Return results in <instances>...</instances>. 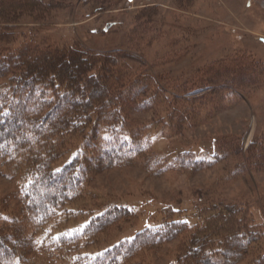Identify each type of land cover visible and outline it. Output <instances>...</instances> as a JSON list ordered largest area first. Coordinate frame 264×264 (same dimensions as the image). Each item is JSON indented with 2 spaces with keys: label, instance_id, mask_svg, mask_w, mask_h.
Wrapping results in <instances>:
<instances>
[{
  "label": "trees",
  "instance_id": "trees-1",
  "mask_svg": "<svg viewBox=\"0 0 264 264\" xmlns=\"http://www.w3.org/2000/svg\"><path fill=\"white\" fill-rule=\"evenodd\" d=\"M62 7L64 1L0 0V160L5 167L12 165L11 175L22 179L19 212L0 210V264H30L35 253L54 250L72 255L69 264H125L146 248L176 239L190 226L167 209L160 224L146 225L132 238L98 253L88 252L87 246L99 237L138 217L132 207L111 205L85 226L57 236L47 232L37 241L30 233L56 219L81 196L87 182L108 167L135 164L147 154V169L156 175L188 168L199 171L220 162L229 144L216 146L208 158L196 157L193 149L179 150L171 159L158 156L151 138L144 135L145 127L135 124L133 115L155 114L163 106L166 128L182 133L187 122L198 117L194 103L208 92H244L264 69L243 56L222 59L200 71L199 77L204 74L206 79L188 91L185 83L172 81L164 71L154 74L152 67L135 58L129 39L128 48L99 52L81 42L44 46L21 31L22 19L41 22ZM197 89L205 93L188 95ZM247 153L250 169L264 165V134L252 141ZM67 156L70 161L56 170L58 161ZM226 212L222 223L232 226L224 231L227 237L210 242L200 240L202 231L200 236L191 233L175 264H220L216 256L233 264L249 252L245 247L258 235L251 228L238 227L239 216Z\"/></svg>",
  "mask_w": 264,
  "mask_h": 264
},
{
  "label": "rangeland",
  "instance_id": "rangeland-1",
  "mask_svg": "<svg viewBox=\"0 0 264 264\" xmlns=\"http://www.w3.org/2000/svg\"><path fill=\"white\" fill-rule=\"evenodd\" d=\"M44 1H64V7L41 22L22 19L21 31L27 38L34 36L39 44L51 47L81 42L99 52L128 48L125 43L129 39L135 58L152 67L154 74L164 71L172 81L185 83L188 91L206 79L204 74L199 77L200 71L222 59L243 56L249 64L264 69V0ZM202 91L197 89L188 95L197 97L205 93ZM194 105L199 110L198 117L187 122L182 133L166 128L162 116L167 109L163 106H157L155 114L150 111L133 115V122L145 127L144 135L151 138L158 156L174 158L179 150L193 149L196 157L208 158L216 146L229 144L231 147L225 149L229 152L225 151L220 162L199 171L188 168L156 175L147 169V154L135 164L108 167L96 173L81 196L61 210L56 219L30 233L33 238L41 241L47 232L57 236L73 227L85 226L92 216L111 205L135 209L138 217L132 222L113 228L87 247L88 252L98 253L123 238H132L146 225L160 224L170 209L175 219L186 221L190 229L160 247L144 249L125 264H175L181 248L190 242L191 233L210 242L226 238L224 231L232 226L222 223V218L223 213L230 211L240 217L241 221L239 217L236 220L241 222L238 227L251 228L258 235L252 245L245 247L249 252L233 264H261L264 165L250 169L246 157L252 141L264 134V71L244 92H208ZM236 149L241 150L240 154ZM68 159L69 156L59 160L55 169L59 170ZM10 173L12 165L5 167L0 160V210L14 215L19 212L22 179ZM53 252H37L29 263L69 264L73 257L58 250ZM216 260L225 264L220 256Z\"/></svg>",
  "mask_w": 264,
  "mask_h": 264
},
{
  "label": "bare ground",
  "instance_id": "bare-ground-1",
  "mask_svg": "<svg viewBox=\"0 0 264 264\" xmlns=\"http://www.w3.org/2000/svg\"><path fill=\"white\" fill-rule=\"evenodd\" d=\"M93 173V172H92ZM89 176H91V175H89ZM88 177H86V179H87ZM26 183V182H25ZM87 184V183H86ZM82 189V188H81ZM129 208V207H128ZM131 210V209H130ZM182 221V220H181ZM163 226V225H162ZM74 228V227H73ZM156 229V228H155ZM95 237V236H94ZM87 240V239H86ZM81 241H83V240H81ZM80 241V242H81ZM82 243V242H81ZM83 244V243H82ZM82 246V245H81ZM87 245H85V247H86ZM148 246V245H147ZM71 247V246H70ZM83 247V246H82ZM88 247V246H87ZM55 251V250H54ZM53 252V251H52ZM62 252H64V251H62ZM54 253V252H53ZM80 253V252H79ZM56 254V253H55ZM77 254H78V252H77ZM57 255H59V254H57ZM83 256V255H82ZM92 256V255H91ZM56 258V257H55ZM59 258H60V255H59ZM73 259H74V257H73ZM88 261V260H87ZM86 262V261H85Z\"/></svg>",
  "mask_w": 264,
  "mask_h": 264
}]
</instances>
